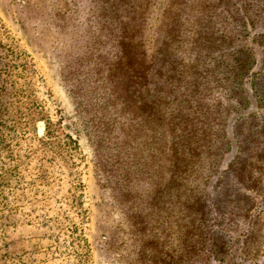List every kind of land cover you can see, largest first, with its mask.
Listing matches in <instances>:
<instances>
[{
    "label": "rangeland",
    "instance_id": "374dc122",
    "mask_svg": "<svg viewBox=\"0 0 264 264\" xmlns=\"http://www.w3.org/2000/svg\"><path fill=\"white\" fill-rule=\"evenodd\" d=\"M101 12L95 0H0V46L12 43L29 55L43 82L36 94L40 117L78 145L77 153L43 148L45 120L17 130L0 126V264H264V205L255 211L232 198L231 179L204 187L209 159L173 184L169 140L164 131L157 140L150 122L140 118L119 130L106 119L102 129L113 125L112 133L105 140L93 134L92 99L102 91L94 89L92 69L113 60L117 49ZM254 32H263L260 24ZM249 46L258 60L254 97L264 119V56ZM246 138L240 147L250 155L255 145L264 149L262 137ZM204 200L212 212L202 215ZM211 231L223 243L216 257L206 252Z\"/></svg>",
    "mask_w": 264,
    "mask_h": 264
},
{
    "label": "trees",
    "instance_id": "16d2710c",
    "mask_svg": "<svg viewBox=\"0 0 264 264\" xmlns=\"http://www.w3.org/2000/svg\"><path fill=\"white\" fill-rule=\"evenodd\" d=\"M249 1L95 0L102 10L105 35L117 49L113 60L98 61L92 69L94 89L102 91L92 99V129L105 140L103 134L112 133L116 123L125 130V125L143 118L157 140L163 131L169 140L164 149L170 153L171 183L182 181L187 171L209 159L212 171L203 179L204 187L220 188L231 179L230 196L256 211L264 205V149L255 145L256 154L250 155L252 151L240 146L246 137L264 139L263 109L254 97L258 74L252 73L258 60L249 46L254 44L264 56V10L258 0L256 6ZM259 24L263 32L256 33ZM0 50L6 51L0 58V126L17 130L45 120L43 148L77 153L71 136L55 135L54 124L40 117L36 94L43 82L29 55L12 43ZM78 94L72 95L80 98ZM223 100L228 101L225 108ZM77 104L83 106L82 101ZM249 118L258 122L249 125ZM106 119L113 125L104 131ZM207 203L200 207L202 215L212 212ZM213 232L205 238L209 257L223 253V243Z\"/></svg>",
    "mask_w": 264,
    "mask_h": 264
}]
</instances>
